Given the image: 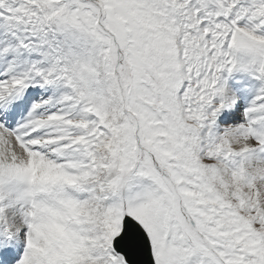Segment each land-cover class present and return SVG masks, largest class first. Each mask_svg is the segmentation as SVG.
Segmentation results:
<instances>
[{"label": "snow or ice", "instance_id": "snow-or-ice-1", "mask_svg": "<svg viewBox=\"0 0 264 264\" xmlns=\"http://www.w3.org/2000/svg\"><path fill=\"white\" fill-rule=\"evenodd\" d=\"M0 264H264V0H0Z\"/></svg>", "mask_w": 264, "mask_h": 264}]
</instances>
